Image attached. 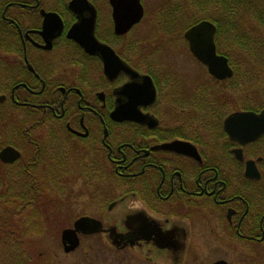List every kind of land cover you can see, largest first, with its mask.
I'll return each mask as SVG.
<instances>
[{"label": "flooded vegetation", "instance_id": "af4514ba", "mask_svg": "<svg viewBox=\"0 0 264 264\" xmlns=\"http://www.w3.org/2000/svg\"><path fill=\"white\" fill-rule=\"evenodd\" d=\"M72 1L0 0V151L18 153L0 158L1 179L30 184L12 193L35 198L37 212L70 205L76 216L57 226L63 255L79 262L263 263L264 58L238 62L243 53L208 20L216 53L232 70L214 76L184 37L202 19L182 32L197 63L159 64L126 41L145 16L142 0V18L123 34L114 31L109 0L108 16L87 0L96 39L151 80L136 88L149 101L139 120H118L112 112L129 76L106 74L101 58L71 36ZM158 10L160 29L173 38L172 18ZM243 22L264 33L256 17ZM140 92L121 94L134 102ZM65 229H74L73 249L63 244Z\"/></svg>", "mask_w": 264, "mask_h": 264}, {"label": "rangeland", "instance_id": "374dc122", "mask_svg": "<svg viewBox=\"0 0 264 264\" xmlns=\"http://www.w3.org/2000/svg\"><path fill=\"white\" fill-rule=\"evenodd\" d=\"M98 1L100 3L99 7L102 9V15L108 16L109 11H107L104 1ZM142 2L145 7V16L127 35L126 41H129L130 44H132V42L139 43V52L140 49H142L149 57L155 58L156 56L155 62L159 64L172 65L184 63L193 65L197 63L188 52L186 43L182 39V32L185 24L180 23L181 21L179 19L181 18L178 19V23H173V38L160 29L156 18V12L159 8L166 7L168 5V0H142ZM177 15L182 17L179 13H177ZM258 55L261 56L264 55V53L261 52L258 53ZM237 57H240V55L237 54ZM257 58L258 56L253 55V60L251 62L255 63ZM246 61L248 62L247 57L241 55L239 62L246 63ZM0 180L5 181L3 187H6V190L0 189V191H6V194H8L10 190H7L9 185L6 182L7 180L5 178L4 180L0 178ZM15 201L16 199L13 198L8 201L0 199V208L5 205L9 206L7 207V211L5 209V222L18 224L20 228L24 229L22 231L25 235L20 229L12 227L17 230L16 234L23 233L22 237H24V243H20V246L17 248L15 246L10 248L6 246L5 236L0 235V264H92V261L87 258L79 262L73 260L75 258L71 255H63L60 243V230L57 224L70 222L72 218L76 216V214L73 215L70 205L66 204L67 206L64 207L62 204H57L52 208L46 207L47 210L43 212H37V210L40 209L35 210L30 206L22 210L20 214H17L13 212L14 209L11 206ZM26 221L29 225L26 224ZM31 222H35V224L33 225ZM46 225H50L51 228ZM27 226H29L28 229ZM13 254L15 256H13ZM118 254L119 253L112 250L110 252L111 257L112 255ZM111 264H118V262L116 260H111ZM232 264L243 263L234 261ZM250 264H264V261L263 263L254 262Z\"/></svg>", "mask_w": 264, "mask_h": 264}, {"label": "water", "instance_id": "95a60500", "mask_svg": "<svg viewBox=\"0 0 264 264\" xmlns=\"http://www.w3.org/2000/svg\"><path fill=\"white\" fill-rule=\"evenodd\" d=\"M113 11L114 31L118 34L127 32L135 23L139 22L144 14L141 0H109ZM70 6L75 10L78 20L71 29V36L90 54L98 55L103 64L106 74L112 72H122L129 76L127 82L119 91L116 108L112 112L115 119H132L139 120L140 115L136 113L142 103H149L145 97V92L136 91V88H145L151 82L150 78L140 75L131 69L123 60H121L111 47L99 42L94 35V24L96 11L92 4L87 0H73ZM216 32L215 25L208 21L202 20L188 28L184 37L188 41L191 53L201 62L208 66L209 72L214 76L222 79L232 75V70L228 66L227 58L217 55L214 35ZM128 92L127 95L139 94L140 101L131 102L127 100L128 96L121 94ZM133 100V98H132ZM133 106L129 108L127 106ZM18 156L17 151L11 147H5L0 151V158L3 161H11ZM85 217L79 219L76 225L84 223ZM75 225V226H76ZM74 229H65L62 232V241L68 240L70 246L67 249H73L77 245L72 234ZM212 264H228L225 261H217Z\"/></svg>", "mask_w": 264, "mask_h": 264}, {"label": "trees", "instance_id": "16d2710c", "mask_svg": "<svg viewBox=\"0 0 264 264\" xmlns=\"http://www.w3.org/2000/svg\"><path fill=\"white\" fill-rule=\"evenodd\" d=\"M177 13L181 14L182 17L178 16ZM158 14L167 17V20L168 17H171L174 24L180 20L181 24H185L184 29L202 19L211 20L217 25V35L219 36L220 34L222 41H225V39L227 42L232 41L235 45L233 48L238 47L240 53H243L245 57H247V54H251L252 56H258L259 61L264 58V55H258V53L262 52L264 45L263 29L250 26V24L245 25L243 22L247 17L253 16L258 20L257 25L264 27V0H169L166 7L158 10ZM236 27L242 30L241 33H237ZM248 27L249 30L247 29ZM232 43H228L226 47L231 49ZM231 55L233 56V54ZM1 181L0 189L6 190V187H3L5 181ZM8 184L7 190H10V192L8 191L9 193L6 194V191H0V199H5L6 201L12 198L16 199L15 203L11 205L14 213L20 214L22 210L29 208L36 201L32 197H19L12 193V191L20 192V190L32 189L29 187L30 184ZM7 207L9 206L5 205L0 208V235L5 236L7 247L13 248L15 246L17 248L20 243H24V237H22L24 233L22 230L24 229L20 228L18 224L5 222V209L7 211ZM26 224H28L27 221ZM12 227L20 229L23 233L16 234L17 230ZM28 228L29 226H27ZM13 256L15 255L13 254Z\"/></svg>", "mask_w": 264, "mask_h": 264}]
</instances>
